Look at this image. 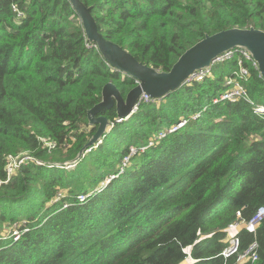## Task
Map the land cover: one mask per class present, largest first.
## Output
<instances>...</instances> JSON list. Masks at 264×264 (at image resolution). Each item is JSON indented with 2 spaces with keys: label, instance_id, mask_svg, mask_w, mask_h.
<instances>
[{
  "label": "trees",
  "instance_id": "1",
  "mask_svg": "<svg viewBox=\"0 0 264 264\" xmlns=\"http://www.w3.org/2000/svg\"><path fill=\"white\" fill-rule=\"evenodd\" d=\"M83 1L106 38L159 71L207 34L264 30V0ZM239 59L123 121L115 106L100 113L109 132L68 167L97 129L87 112L104 85L126 96L137 82L106 62L68 0H0V264H264V219L237 231L241 250L257 240L256 262L221 254L237 212L249 220L264 206V117L244 99L214 102ZM244 64L264 103V79ZM25 152L42 164L6 181L8 155Z\"/></svg>",
  "mask_w": 264,
  "mask_h": 264
},
{
  "label": "water",
  "instance_id": "2",
  "mask_svg": "<svg viewBox=\"0 0 264 264\" xmlns=\"http://www.w3.org/2000/svg\"><path fill=\"white\" fill-rule=\"evenodd\" d=\"M79 15L83 29L90 42H94L106 62L113 69L135 79L137 84L126 96L112 81L102 89V100L87 112L89 124L97 126L95 133L81 149L78 156L67 161L68 167H74L89 147L99 145L109 132L110 120L100 113L116 107V121L128 119L136 112L139 103L146 94L151 100L160 99L180 89L186 79L196 70L210 67L223 52L241 47L250 52L258 63L259 71L264 77V30L251 27H231L213 34H207L184 51L168 71H159L139 61L131 52L120 44L106 38L99 30L98 23L92 14V7L83 0H68Z\"/></svg>",
  "mask_w": 264,
  "mask_h": 264
},
{
  "label": "built area",
  "instance_id": "3",
  "mask_svg": "<svg viewBox=\"0 0 264 264\" xmlns=\"http://www.w3.org/2000/svg\"><path fill=\"white\" fill-rule=\"evenodd\" d=\"M13 9L19 17L25 16V13L22 10H20L18 5L13 4ZM236 53L240 54V59L238 61L239 69L237 71L235 70L231 75H228L225 78L226 90H224L218 98L214 99V102H219V101H224V100L236 102L238 100L244 99L251 104L252 109L254 110L255 113L264 117V103H259V102L254 101L250 97L248 89L245 86V82H247V80L250 77V70H249V66H246L244 64V60H246L253 67L259 70L258 63L252 57L250 52L244 48L235 47L233 49L227 50L223 52L222 54H220L214 60L213 63L224 62L226 60H230L236 55ZM210 74H211V66L202 68L200 70H196L186 79L185 85L191 84L194 81H201L207 75H210ZM259 77L264 79L260 71H259ZM143 100L150 101L151 99L149 98L148 95L145 94L142 98V101ZM198 116L199 114L195 115L194 118ZM187 121H188L187 119H182L176 125L170 127L167 130L161 131L158 135V138H163L168 133H172V132H175L181 129L183 126L186 125ZM118 122H120V119H118ZM153 144H154V141L151 140L149 143V146ZM51 146H54V144L52 143ZM145 148L146 147H141L140 150L144 151ZM134 151L137 152V149L132 146L131 154H134ZM129 157L130 156L125 157L126 164L129 161ZM30 160H34L37 163L42 164L40 160L36 159L34 156L30 155L28 152L20 153L18 155H14V154L8 155V159H7L8 162L6 166L8 178L6 181H9L11 175L14 174V172L20 167L21 164H23L24 162L30 161ZM65 206H67V204ZM237 216H238V219L228 224V229L231 231V235L229 236V239H228V245L223 249L221 254L225 258L231 257L233 255H237L238 261L250 259L252 262H256L259 259V253H258L259 244L257 240H253L246 249L241 250L240 238L237 234V231L241 228H245L250 232H256L257 226L264 219V206H260L257 209L256 213L249 220L242 218V214L240 211L237 212ZM14 235H15V239L19 237V233L17 230L14 231Z\"/></svg>",
  "mask_w": 264,
  "mask_h": 264
},
{
  "label": "rangeland",
  "instance_id": "4",
  "mask_svg": "<svg viewBox=\"0 0 264 264\" xmlns=\"http://www.w3.org/2000/svg\"><path fill=\"white\" fill-rule=\"evenodd\" d=\"M135 148V147H134ZM134 154H136V151H134ZM131 155H133V154H131ZM131 155H129V156H131ZM125 162V161H124ZM126 164V162L124 163V165ZM107 182H109V181H107ZM24 223V222H23ZM19 230L18 228H17V226L14 228V230ZM10 230V229H9ZM189 260H190V257H187V259L186 260H183L182 262H180L179 264H187L188 262H189Z\"/></svg>",
  "mask_w": 264,
  "mask_h": 264
},
{
  "label": "clouds",
  "instance_id": "5",
  "mask_svg": "<svg viewBox=\"0 0 264 264\" xmlns=\"http://www.w3.org/2000/svg\"><path fill=\"white\" fill-rule=\"evenodd\" d=\"M190 259H192V258L190 257Z\"/></svg>",
  "mask_w": 264,
  "mask_h": 264
}]
</instances>
